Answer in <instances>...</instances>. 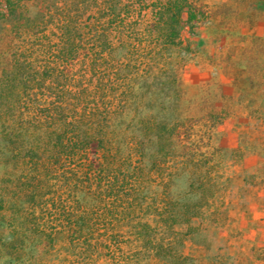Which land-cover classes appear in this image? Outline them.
Returning a JSON list of instances; mask_svg holds the SVG:
<instances>
[{
  "label": "trees",
  "instance_id": "16d2710c",
  "mask_svg": "<svg viewBox=\"0 0 264 264\" xmlns=\"http://www.w3.org/2000/svg\"><path fill=\"white\" fill-rule=\"evenodd\" d=\"M107 5L108 16H39L0 50V264H140L151 253L191 264L176 247L189 230L175 226L194 208L163 197L157 225L137 216L148 207L144 161L175 129L150 118L142 92L182 85V30L205 12L167 0L143 27Z\"/></svg>",
  "mask_w": 264,
  "mask_h": 264
},
{
  "label": "rangeland",
  "instance_id": "374dc122",
  "mask_svg": "<svg viewBox=\"0 0 264 264\" xmlns=\"http://www.w3.org/2000/svg\"><path fill=\"white\" fill-rule=\"evenodd\" d=\"M108 1L0 0V50L10 48L16 31L32 33L39 16H108ZM113 1L117 16L146 27L156 16L153 4L167 0ZM189 1L205 15L182 30V85L152 84L142 92L150 118L175 129L171 141L152 143L144 161L148 207L137 216L155 226L158 204L173 198L170 204L196 210L175 226L189 230L176 247L191 264H255L253 256L264 257V0ZM161 152L162 167L155 162ZM132 164L138 166L136 157ZM139 263L171 264L154 253ZM94 264L113 263L102 257Z\"/></svg>",
  "mask_w": 264,
  "mask_h": 264
},
{
  "label": "crops",
  "instance_id": "0c3cea01",
  "mask_svg": "<svg viewBox=\"0 0 264 264\" xmlns=\"http://www.w3.org/2000/svg\"><path fill=\"white\" fill-rule=\"evenodd\" d=\"M248 256H253V255H251L250 252L247 251V258ZM253 257H255V264H264V257L262 259L257 258L258 257L257 255Z\"/></svg>",
  "mask_w": 264,
  "mask_h": 264
}]
</instances>
